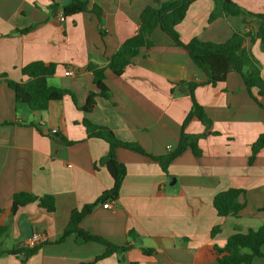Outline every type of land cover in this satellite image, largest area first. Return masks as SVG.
<instances>
[{"label": "crops", "instance_id": "0c3cea01", "mask_svg": "<svg viewBox=\"0 0 264 264\" xmlns=\"http://www.w3.org/2000/svg\"><path fill=\"white\" fill-rule=\"evenodd\" d=\"M73 1L0 0V227L9 226L0 249L32 247V236L40 237L33 244L40 246L39 252L26 262L5 254L0 264H81L105 251L99 243H77L74 236L58 242L72 211L95 202L113 185L100 164L108 144L89 138L82 124L81 108L97 91L88 65L107 66L135 35L143 10L153 0H89V9L101 8L102 26L91 11L65 16L64 7ZM233 1L247 12L264 14V0ZM213 9V0H197L189 7L177 27L182 42L197 38L224 43L244 28L238 17L210 23ZM62 15L64 21L59 20ZM27 28L29 33H20ZM151 40L153 46L142 48L122 75L107 73L110 96L96 98L87 118L109 127L120 140L139 143L150 156H165L176 150L193 105L186 83L196 82L201 84L195 90L196 101L212 121L210 132L218 135L199 141L201 156L191 149L178 156L168 174L151 157L118 149L117 159L127 171L119 198L96 207L80 228L118 246H132L95 264H218L209 255L212 245L224 246L230 236L264 224V148L249 164L251 146L264 134V108L238 73L213 87L187 51L159 27ZM246 47L264 79L261 41L247 40ZM37 61L56 64L49 85L72 94L51 102L45 111L17 102L8 85L27 82L22 69ZM67 70L74 75L67 76ZM259 101L264 104V97ZM43 130L58 132L63 140ZM185 132L198 135L205 127L195 118ZM231 188L245 191L240 197L244 208L238 217H219L213 198ZM19 193L52 196L56 210L49 213L33 203L12 215V199ZM216 226L220 232L212 238ZM252 264H264V257Z\"/></svg>", "mask_w": 264, "mask_h": 264}, {"label": "trees", "instance_id": "16d2710c", "mask_svg": "<svg viewBox=\"0 0 264 264\" xmlns=\"http://www.w3.org/2000/svg\"><path fill=\"white\" fill-rule=\"evenodd\" d=\"M197 0H169L161 2L153 0V4L148 5L142 12L140 24L137 32L128 38L110 59L105 67L89 64L88 70L93 74V82L97 91L91 92L85 105L81 108L85 114L82 121L89 138L102 139L108 144L107 154L100 160V164L107 168L113 185L111 189L104 191L95 202L83 206L79 210L72 211L69 223L58 242L74 236L77 243L95 242L103 245L105 251L91 262L81 264H95L113 254H123L130 249L131 245L118 246L102 236L90 234L80 228L81 221L91 214L99 205L116 201L119 198L121 187L126 176V167L117 159L118 149H127L151 157L158 162L165 174L169 173L170 164L187 149H191L196 156H201L203 151L199 146V141L208 135H218L210 132L212 121L205 113L203 107L196 101L195 90L201 84L196 82L186 83L189 88V95L193 105L182 125L181 138L176 150L168 155L153 157L142 148L139 143L126 142L120 140L115 133L107 126L93 124L87 116L96 106V98L108 99L109 89L105 84L107 73L120 76L132 64L133 59L139 54L142 48L153 46L151 34L156 28H160L173 40L176 46L187 51L193 64L201 69L208 77L207 84L216 87L226 81L230 73L236 72L241 75L243 83L255 101L264 108V104L259 98L264 97V79L261 74L259 62L252 52L246 47L247 40L251 43L261 41L264 51V14H255L242 9L233 0H213L214 9L211 12L209 22H213L221 17H238L243 21L244 28L236 31L232 37L224 43L205 42L200 39H193L189 43L182 42L177 31L178 25L185 19L187 10ZM91 11L94 13L102 26L103 12L101 8L94 5L89 9V0H74L64 7L65 16H73L79 13ZM255 24L256 27L253 25ZM255 28L257 29L255 31ZM31 28L20 31L22 34L29 33ZM103 33V31L101 30ZM57 65L54 63H44L41 61L28 64L22 69L23 75L27 78L25 83L8 81L9 87L15 94L17 102L25 104L32 111H45L53 101H60L65 96H71L68 90L56 88L49 85V79L55 74ZM3 75H0L2 77ZM256 91V96L253 92ZM198 119L205 127V132L198 135H191L185 132L186 126L193 119ZM264 148V134L261 135L251 146L249 164H253L257 154ZM244 190L231 188L217 194L213 198V206L219 217H238L244 205L240 197ZM37 203L39 207L49 213L56 210L55 198L52 196L37 197L30 193L15 194L12 199L11 214L29 204ZM9 226L0 227L1 239L8 233ZM220 232V226L211 230V237L214 238ZM131 237H135L134 232H129ZM264 244V224L257 230H250L245 234H234L230 236L224 246L212 245L209 248V255L218 264H252L257 257H264L262 246ZM40 246L24 247L12 250H1L0 256L11 254L19 256L22 262L36 255ZM154 250H144L149 254ZM137 264V263H133Z\"/></svg>", "mask_w": 264, "mask_h": 264}, {"label": "built area", "instance_id": "2783aa9c", "mask_svg": "<svg viewBox=\"0 0 264 264\" xmlns=\"http://www.w3.org/2000/svg\"><path fill=\"white\" fill-rule=\"evenodd\" d=\"M59 20H60V21H64V20H65L64 15H62V16L59 18ZM65 74H66L67 76H73V75H74L73 72H72V70H67V71L65 72ZM38 240H40L39 234H34V235L32 236L31 242H30L31 245H32V247H33V244H34L36 241H38Z\"/></svg>", "mask_w": 264, "mask_h": 264}, {"label": "water", "instance_id": "95a60500", "mask_svg": "<svg viewBox=\"0 0 264 264\" xmlns=\"http://www.w3.org/2000/svg\"><path fill=\"white\" fill-rule=\"evenodd\" d=\"M43 133H44V134H51L52 136H55V137L59 138L60 141L63 140V138L60 137V134H59L58 132H50V131H48V130H43ZM171 184H173V182H172Z\"/></svg>", "mask_w": 264, "mask_h": 264}]
</instances>
